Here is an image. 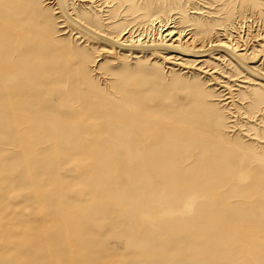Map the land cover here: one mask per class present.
<instances>
[{
  "label": "rangeland",
  "instance_id": "374dc122",
  "mask_svg": "<svg viewBox=\"0 0 264 264\" xmlns=\"http://www.w3.org/2000/svg\"><path fill=\"white\" fill-rule=\"evenodd\" d=\"M0 264H264V0H0Z\"/></svg>",
  "mask_w": 264,
  "mask_h": 264
},
{
  "label": "bare ground",
  "instance_id": "6f19581e",
  "mask_svg": "<svg viewBox=\"0 0 264 264\" xmlns=\"http://www.w3.org/2000/svg\"><path fill=\"white\" fill-rule=\"evenodd\" d=\"M174 24H175L174 22H170L169 20L166 23H163L159 18H153L151 20V25H150L151 26V32L153 34L151 33L152 36L150 37V39L154 38V42H158L160 39L178 42L179 38L176 37V35H178L179 32L174 30L177 28L176 25H174ZM127 34H129V32H125L124 36H126ZM181 36H182V34H181ZM136 37H139V42L140 41L142 42V41L147 39L148 33L145 36L139 35ZM211 45H212L211 47H213V48H220V47L221 48H227V49L230 48V46L226 42H223L220 44H211Z\"/></svg>",
  "mask_w": 264,
  "mask_h": 264
}]
</instances>
